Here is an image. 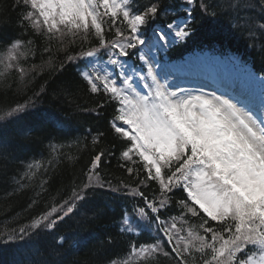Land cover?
<instances>
[{"label": "snow or ice", "instance_id": "6c2138e0", "mask_svg": "<svg viewBox=\"0 0 264 264\" xmlns=\"http://www.w3.org/2000/svg\"><path fill=\"white\" fill-rule=\"evenodd\" d=\"M14 7L15 18L0 14V78L43 72L59 84L0 106V173L19 159L16 150L45 141L46 163L34 159L9 177L17 189L57 159H74L62 152L68 137L79 143L71 122L27 120L50 87L60 100L95 98L76 108L102 123L81 131L94 149L81 179L43 207L31 199L28 209L39 211L0 231V246L43 238L54 255L73 217H107V206L90 199L99 191L124 201L99 237L104 253L124 251L101 264H264V66L217 47L214 37L183 55L205 23L242 7L259 10L243 27L249 47L259 41L264 53V0H14ZM72 67L78 71L66 76ZM112 159L125 173L115 181L105 172ZM48 185L40 181L37 196L47 197Z\"/></svg>", "mask_w": 264, "mask_h": 264}, {"label": "trees", "instance_id": "16d2710c", "mask_svg": "<svg viewBox=\"0 0 264 264\" xmlns=\"http://www.w3.org/2000/svg\"><path fill=\"white\" fill-rule=\"evenodd\" d=\"M241 3L243 4L244 0H241ZM0 14L15 18L14 0H0ZM237 16L241 18L240 26L233 31L229 26ZM245 19L258 21L259 10L242 7L236 12L229 11L222 14L213 23H205L196 39L183 50V55L189 54L207 39L214 37L219 42L217 47L222 45L223 48L230 50L233 54L240 55L249 64H254L259 69L264 66V53H261L258 48L259 41L256 42L257 47H249L252 42L243 27ZM172 54L176 55L177 51L174 49ZM40 62L39 57H37L35 63L39 64ZM32 63L33 61H29L24 67L30 68ZM77 71V68L72 67L65 75L73 76ZM53 79V77H45L43 72L35 77L29 74L23 79L18 72L10 73L6 79L0 78V106L14 105L17 101L23 103L33 95V91H38L41 85L52 84L53 87H57L59 82L53 84ZM94 99L85 92H78L74 98L67 101L60 100L56 97L52 87L40 98L37 104L39 111L34 112L27 120L43 118L46 124L54 128L59 127L60 121H69L75 136L80 138L79 143L73 137H68L62 141V152L74 157V159L72 161H68L66 158L57 159L46 175L37 173V176L23 189H17L9 177L14 172H21L25 165L33 162L34 159L46 163L50 158L47 151V141L43 145L30 146L23 152L16 150L19 159L14 162L7 175L0 173V231H6L30 222V217L34 211H39L38 208L28 209L31 199L36 198L40 206L43 207L50 197L56 196L58 190L63 191L81 179V174L91 159V152L94 151L91 138L82 136L81 131L96 127L102 121L93 119L84 111L78 110L76 105H80L82 109L87 108L93 104ZM5 135L9 139L11 138V132L5 133ZM105 172L113 181L125 176V173L118 169L115 159L110 161V167L106 168ZM45 179L49 181L48 195L45 197L44 193H40L37 196V193L40 192L39 183ZM90 199L93 200L94 204L101 207L107 206V217L93 219L90 213L85 214L84 212H81L80 216L73 217L71 221L61 226V234L66 237V242L63 248L54 255L43 238L33 239L29 241L27 246H0V264H16L17 261L27 258L37 261L54 259L57 264H101L105 255L122 254L123 248L112 249L108 253H104L99 247V237L105 230L115 226L112 217L118 211L119 206L124 204V201L99 191L92 194ZM149 238L145 237V239Z\"/></svg>", "mask_w": 264, "mask_h": 264}]
</instances>
